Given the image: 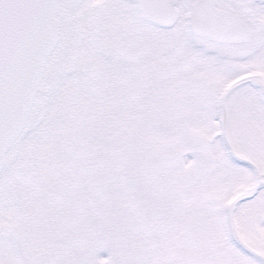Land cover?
<instances>
[{
	"label": "snow or ice",
	"instance_id": "1",
	"mask_svg": "<svg viewBox=\"0 0 264 264\" xmlns=\"http://www.w3.org/2000/svg\"><path fill=\"white\" fill-rule=\"evenodd\" d=\"M0 264H264V0H0Z\"/></svg>",
	"mask_w": 264,
	"mask_h": 264
}]
</instances>
